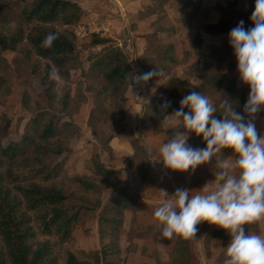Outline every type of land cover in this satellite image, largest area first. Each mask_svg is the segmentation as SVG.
<instances>
[{
    "label": "trees",
    "instance_id": "1",
    "mask_svg": "<svg viewBox=\"0 0 264 264\" xmlns=\"http://www.w3.org/2000/svg\"><path fill=\"white\" fill-rule=\"evenodd\" d=\"M16 7L20 9L17 11ZM234 13L236 11L222 10L220 22L207 24L204 31L228 33L239 22L233 18ZM82 15V7L76 0H0V52L16 51L26 42L37 56L36 61L29 62L31 73L39 78L43 89L33 106L29 94H23V108L32 115L22 131L18 130V138L11 136L12 120L0 114V264H118L126 212L147 208L144 200L134 197L124 186L113 188L103 203V186L95 178L67 173V163L73 153L68 141L78 137L80 132L69 111L70 91L63 90L59 94L58 78L70 79L72 67L78 60L80 51L73 27ZM189 20L185 21L186 25ZM251 25V20L244 22L245 28ZM49 32L59 35L51 47H44L41 42ZM223 47L233 54L228 42ZM163 55L167 64L177 63L173 44ZM87 61L88 68L83 74L99 84L96 99H108L114 112L113 133L108 134L101 121L104 123L109 109L99 105L92 110L88 125L98 150L86 160V167L94 176L108 178L110 181L104 187H111L122 168L107 167L101 154L110 149L115 133L125 131L124 104L126 91L134 79V67L130 55L116 44H106L98 53L88 55ZM203 69L208 74L206 82L197 87L189 79L175 80L168 96L156 97L145 105L142 121L158 124L159 113L176 110L179 102L173 92L183 89L189 92L207 87L223 89L214 103L218 110L213 115L218 118L222 116L223 99H230L236 110L242 111L248 86L239 78L227 82L222 66L204 64ZM7 85L8 79L1 76L0 91ZM194 144L205 146L203 140L193 141ZM139 151L146 150L141 144H135V153ZM221 151L218 158L231 154L228 148ZM125 161L130 163L129 158ZM216 161L214 159L213 163L219 171ZM68 185H74L77 192L71 191ZM89 212L97 218L101 246L81 250V258L66 245L75 242L74 230ZM187 239L178 235L176 243H186Z\"/></svg>",
    "mask_w": 264,
    "mask_h": 264
},
{
    "label": "crops",
    "instance_id": "2",
    "mask_svg": "<svg viewBox=\"0 0 264 264\" xmlns=\"http://www.w3.org/2000/svg\"><path fill=\"white\" fill-rule=\"evenodd\" d=\"M76 1L82 7L83 16H101L113 20V27L106 37L91 35L77 41L76 46L82 51L80 53L92 55L106 44H117L130 55L134 79L148 72L158 73L146 81L133 80L132 87L128 86L124 104L125 131L115 134L110 141V149L102 153L104 157L101 155L107 167L122 168L116 186L128 187L134 197L147 203L143 211L126 212L118 264H223L224 246L230 239L225 229L215 224L199 227L193 237L178 245V235L170 239L160 237L161 225L153 217V211L164 195L163 190L172 194L180 187L195 192L206 183L214 185L218 171L213 160L222 151L214 154L211 161L198 165L194 171L166 170L160 164L137 162L138 155L132 140L143 145L145 150L151 147L155 153L159 144L171 137L172 134H166L153 121H142L145 105L156 97H165V76L170 74L169 71L174 78L187 74L191 77V84L197 87L208 77L202 70L204 64L222 66L227 82L239 78L234 54L223 47L228 42V33L209 34L204 31V27L220 22L222 10L228 13L236 11L233 18L238 21H250L254 0ZM188 18L190 20L186 25ZM195 40L200 42L195 44ZM171 44L175 47L177 58V65L174 66H169L163 55ZM218 92L222 93L223 89ZM167 114L162 113L160 120ZM255 123L258 134H264V110L256 114ZM171 125L175 127L173 123ZM201 140L195 133H189V144ZM192 146L197 147L195 144ZM111 154L120 164L115 165ZM126 158L130 159V163L125 162ZM167 198L171 199V196ZM244 228L246 233L264 234V218L245 224Z\"/></svg>",
    "mask_w": 264,
    "mask_h": 264
},
{
    "label": "clouds",
    "instance_id": "3",
    "mask_svg": "<svg viewBox=\"0 0 264 264\" xmlns=\"http://www.w3.org/2000/svg\"><path fill=\"white\" fill-rule=\"evenodd\" d=\"M249 19L250 27L240 20L228 32L239 79L249 88L242 111L223 99L218 118L213 115L218 109L207 95L190 91L179 101L180 107L168 114L177 126L171 137L155 153L146 148L150 163L178 171H194L222 149H231L228 158H217L214 185L206 183L195 192L177 187L172 194L162 189L164 195L153 211L161 238L193 237L201 221L225 229L230 239L224 246L223 264H264V234L246 233L244 228L264 218V134H258L255 123L256 114L264 110V0H254ZM58 35L47 33L42 46L51 47ZM153 75L158 73L133 80L146 81ZM189 133L200 136L205 146L190 145Z\"/></svg>",
    "mask_w": 264,
    "mask_h": 264
},
{
    "label": "rangeland",
    "instance_id": "4",
    "mask_svg": "<svg viewBox=\"0 0 264 264\" xmlns=\"http://www.w3.org/2000/svg\"><path fill=\"white\" fill-rule=\"evenodd\" d=\"M19 7H16L15 9L18 11L20 9ZM195 41V44L200 42L199 40ZM77 44L78 42H76V45ZM78 50L81 51L79 48ZM27 53L28 56H26ZM88 55L82 53L79 54L75 66L72 67V75L70 79L65 80L58 78V91L59 94H62L63 90L70 91L69 111L71 112L72 118L76 122L80 132V135L78 137H75L68 141V146L72 149L73 153L67 163V173L69 176L87 175L95 178L98 183L103 186L102 200L104 203L108 199L111 190L113 188H117L116 185L117 182L120 181L119 178L120 175H122V172L115 179L113 186L104 187V185H106L110 180L108 178L94 176L93 173L86 167V160L91 158L92 155L98 150L96 144H94V136L92 130L88 125V119L92 110H94L99 105H103L104 107L109 109L110 114L104 120V123L101 121L103 129L108 134L113 133L111 123L113 117L112 115L114 112V108L108 101V99H96V92L100 88L99 84L91 79H87L88 76L83 74V71H86V69L88 68ZM36 60V54L26 45V42L20 44L16 51L6 50L0 52V77L4 76L8 79L7 87L3 88L0 91V114H6L12 120L11 136L13 138L19 137V134H17L18 130L22 131L25 121H27L32 115L31 111H27L23 108V94L25 92L29 94L31 98V105L33 106L38 98V94L43 90L39 78L31 73V66L29 62L32 63ZM43 64L44 60L41 59V65ZM174 65L177 64H169V66ZM195 66L196 65H194V67ZM202 70L204 71L203 68ZM169 72L171 74V71ZM170 74H166L165 76V96H168L172 92L173 83L175 80H190L191 78L185 73L177 78L172 77V74ZM206 80L207 78L204 79V82H206ZM196 91H200L202 94L207 95L210 98L211 102L217 101L222 94L216 89H213V87H207L205 88V90L203 89L202 91ZM188 93L189 91H186L185 89L179 91L176 90L173 92V94H175L177 103L182 99L183 96L187 95ZM179 107L180 105H176V109H178ZM185 111H187V108H185ZM170 113L172 112H169L168 114ZM161 114L162 113H159V120ZM162 117L164 119L162 121H159L158 128H160L166 134H173V129L177 126L175 125V127H172V122L165 121H171L172 117L170 115ZM135 144L140 143H137L136 140H132L134 150ZM101 155L103 157L105 156L103 154ZM137 155V162L142 161L144 164L148 163V155L146 154V151H139ZM111 158L114 159L115 165L120 164L119 161L117 162V159L114 155L111 154ZM68 188L71 191L73 190L74 192H77V189L74 187V185H68ZM209 224L210 223L207 221H201L197 225V229L199 227H206ZM74 235L76 238L75 242L73 244H67L66 247L76 252L77 255L81 258H83L81 250L90 251L101 246L100 237L98 234V222L93 212H89L82 217V222L75 228Z\"/></svg>",
    "mask_w": 264,
    "mask_h": 264
},
{
    "label": "built area",
    "instance_id": "5",
    "mask_svg": "<svg viewBox=\"0 0 264 264\" xmlns=\"http://www.w3.org/2000/svg\"><path fill=\"white\" fill-rule=\"evenodd\" d=\"M113 27V20L108 17L85 15L73 27L77 41L87 39L91 35L106 37Z\"/></svg>",
    "mask_w": 264,
    "mask_h": 264
}]
</instances>
